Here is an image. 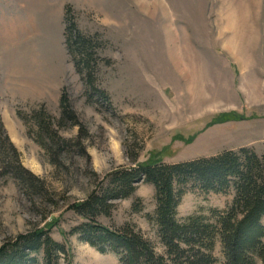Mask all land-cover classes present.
Listing matches in <instances>:
<instances>
[{
	"label": "rangeland",
	"instance_id": "1",
	"mask_svg": "<svg viewBox=\"0 0 264 264\" xmlns=\"http://www.w3.org/2000/svg\"><path fill=\"white\" fill-rule=\"evenodd\" d=\"M77 34L90 39L89 71L68 49ZM65 92L78 122L62 120ZM0 123L44 187L10 172L0 144V247L52 226L68 248L60 264H120L72 233L88 220L72 204L102 193L110 174L242 147L264 153V0H0ZM155 194L140 181L95 220L134 225L167 256ZM232 198L188 185L178 217L215 223ZM213 253L222 264L219 239Z\"/></svg>",
	"mask_w": 264,
	"mask_h": 264
},
{
	"label": "trees",
	"instance_id": "2",
	"mask_svg": "<svg viewBox=\"0 0 264 264\" xmlns=\"http://www.w3.org/2000/svg\"><path fill=\"white\" fill-rule=\"evenodd\" d=\"M67 45L71 53L81 56L86 65L83 68L89 71L90 39L77 34L67 39ZM87 75L88 84L95 87L93 72ZM61 106L62 120L72 117L78 122L66 92L61 96ZM37 122L42 128L46 126L42 118ZM4 133L0 123L4 152L1 151L10 160L7 169L36 191H43L42 182L38 185L32 180L34 175L23 167L19 152ZM108 178V186L102 193L94 191L86 200L72 204L75 213L88 219L75 226L72 233L79 234L101 253L115 254L120 264H215L213 250L217 239L222 246V264H264V153L260 155L242 147L174 164L157 159L116 170ZM140 181L155 187V220L167 256L158 254L152 242L134 225L113 230L95 220L98 215L110 214L112 199L132 195ZM188 185L204 195L232 192L233 198L216 216L215 223L197 213L180 219L178 207ZM51 231L52 226L35 228L6 241L0 247V264H38L40 254L44 264H60L61 254L67 255L68 248L54 240Z\"/></svg>",
	"mask_w": 264,
	"mask_h": 264
}]
</instances>
